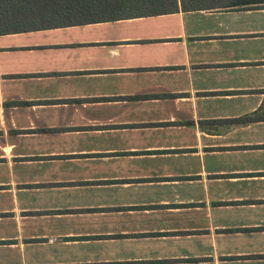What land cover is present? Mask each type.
Segmentation results:
<instances>
[{
    "label": "crops",
    "instance_id": "0c3cea01",
    "mask_svg": "<svg viewBox=\"0 0 264 264\" xmlns=\"http://www.w3.org/2000/svg\"><path fill=\"white\" fill-rule=\"evenodd\" d=\"M0 264H264V9L1 35Z\"/></svg>",
    "mask_w": 264,
    "mask_h": 264
},
{
    "label": "trees",
    "instance_id": "16d2710c",
    "mask_svg": "<svg viewBox=\"0 0 264 264\" xmlns=\"http://www.w3.org/2000/svg\"><path fill=\"white\" fill-rule=\"evenodd\" d=\"M264 9V0H0V36L192 11ZM255 114L236 120L248 124Z\"/></svg>",
    "mask_w": 264,
    "mask_h": 264
}]
</instances>
